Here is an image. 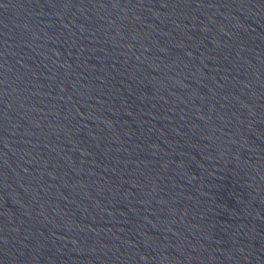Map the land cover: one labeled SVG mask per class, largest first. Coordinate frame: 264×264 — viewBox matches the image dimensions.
I'll use <instances>...</instances> for the list:
<instances>
[{
  "label": "water",
  "instance_id": "obj_1",
  "mask_svg": "<svg viewBox=\"0 0 264 264\" xmlns=\"http://www.w3.org/2000/svg\"><path fill=\"white\" fill-rule=\"evenodd\" d=\"M0 264H264V0H0Z\"/></svg>",
  "mask_w": 264,
  "mask_h": 264
}]
</instances>
